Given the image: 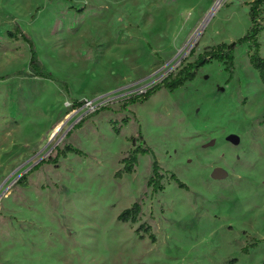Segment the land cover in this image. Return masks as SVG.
I'll return each mask as SVG.
<instances>
[{"label": "rangeland", "instance_id": "1", "mask_svg": "<svg viewBox=\"0 0 264 264\" xmlns=\"http://www.w3.org/2000/svg\"><path fill=\"white\" fill-rule=\"evenodd\" d=\"M249 1L0 0V264H264V85L247 44L231 72L214 59L120 107L243 35ZM257 42L264 57V28ZM75 99L106 108L74 128L93 111ZM131 137L150 151L117 174ZM66 144L80 152L31 170Z\"/></svg>", "mask_w": 264, "mask_h": 264}, {"label": "trees", "instance_id": "2", "mask_svg": "<svg viewBox=\"0 0 264 264\" xmlns=\"http://www.w3.org/2000/svg\"><path fill=\"white\" fill-rule=\"evenodd\" d=\"M264 5V0H251L248 2V9H247V15L249 19V25L243 35L240 37H237L236 39L225 43L220 42L213 46H211L208 49H205L203 52L199 53L197 57L184 65H181L175 72H171L167 76H165L160 82L155 83L148 88H146L144 91L132 94L126 98L123 99L121 103V108H126L127 105L131 103L136 102H143L144 100L148 99L150 95H152L154 92H156L158 89L164 87L166 89H169L170 91L182 86L185 82L190 81L194 79L196 72L198 68L212 60H217L222 63L224 70L231 72L233 68V50L236 45H240L243 43L247 44V56L249 64L253 69L256 70L259 81L264 85V58H262L258 53V42H257V36L262 31L264 25L262 24L261 19V7ZM13 34L9 32V36H12ZM21 37L28 41V37L21 33ZM31 48V57H30V66H41L39 63L34 50L32 46ZM42 74V73H41ZM30 75H36V74H30ZM73 107H79L81 106L84 101L83 100H73ZM74 107V108H75ZM105 106H99L96 108L93 112L87 114L85 117H83L78 123L74 125V128L80 127L81 123L84 121L85 118L89 117L90 115H95L99 111L105 109ZM128 121V117H123L122 122L125 124ZM260 123L264 126V110L261 115ZM116 132H118L117 128H114ZM70 132L67 134L69 135ZM133 148L129 150L127 155L121 159V162L123 163V168L120 169L117 174H121V172H127L130 173L133 171L135 164L137 163V157L140 153H147L149 152L148 147L142 146V141L137 143V138L131 137L130 138ZM144 141V140H143ZM80 152L77 148L73 147L71 144H66L63 150L59 152V154H56L55 157L51 159H45L40 160L38 163H36L31 170L36 169L38 166H40L44 162H52L57 163L58 157L60 154L65 152ZM24 176H22L23 178ZM163 178V174L160 172V167L158 165L157 160L153 161L152 165V172L149 178L147 179V186L151 187V190L153 193H156L163 189V184L161 183V180ZM170 178L174 179L176 183L180 187H185V184L178 180L175 177L174 173H170ZM141 207L139 203L136 201L134 202L130 207L124 209L119 215L118 219L121 221H132L135 222L137 219L138 214L140 213ZM138 229H143L145 232L150 231V226L146 225L145 223H141L138 227ZM137 229V230H138ZM146 232V233H147ZM149 237L154 240V236L152 233H149Z\"/></svg>", "mask_w": 264, "mask_h": 264}, {"label": "water", "instance_id": "3", "mask_svg": "<svg viewBox=\"0 0 264 264\" xmlns=\"http://www.w3.org/2000/svg\"><path fill=\"white\" fill-rule=\"evenodd\" d=\"M59 128H60V126L56 129L57 131L59 130ZM55 130V131H56ZM56 131V132H57ZM55 132V133H56ZM54 136V135H53ZM227 139H228V141H230V142H236L237 141V138L235 137V136H233V135H229L228 137H227ZM213 176L214 177H216V178H220V177H222L223 176V172H222V170L220 169V168H215L214 169V171H213Z\"/></svg>", "mask_w": 264, "mask_h": 264}, {"label": "built area", "instance_id": "4", "mask_svg": "<svg viewBox=\"0 0 264 264\" xmlns=\"http://www.w3.org/2000/svg\"><path fill=\"white\" fill-rule=\"evenodd\" d=\"M142 91H144V90H140L139 92H142ZM139 92H138V93H139ZM70 105H71V104H70ZM72 105H73V103H72ZM85 105L89 106V108H90L91 110H93V111H94L96 108H98L99 106H102V105H98V106H96V104H92L90 101H87V100L84 101V103H83L81 106L83 107V106H85ZM81 106H79V107H81ZM93 111H92V112H93Z\"/></svg>", "mask_w": 264, "mask_h": 264}, {"label": "crops", "instance_id": "5", "mask_svg": "<svg viewBox=\"0 0 264 264\" xmlns=\"http://www.w3.org/2000/svg\"><path fill=\"white\" fill-rule=\"evenodd\" d=\"M251 1V0H250ZM260 16H261V19H262V22H263V18H264V5H262V7H261V14H260ZM263 25H264V23H263ZM264 28V27H263ZM263 30V29H262ZM259 44V43H258ZM205 50V49H204ZM262 58H264V57H262Z\"/></svg>", "mask_w": 264, "mask_h": 264}]
</instances>
